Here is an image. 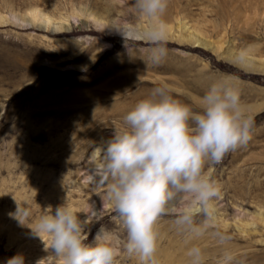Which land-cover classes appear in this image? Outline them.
I'll list each match as a JSON object with an SVG mask.
<instances>
[{
  "label": "rangeland",
  "instance_id": "obj_1",
  "mask_svg": "<svg viewBox=\"0 0 264 264\" xmlns=\"http://www.w3.org/2000/svg\"><path fill=\"white\" fill-rule=\"evenodd\" d=\"M165 19L169 53L156 66L134 0H0V264L17 254L25 264H61L31 228L62 204L85 221L86 242L103 227L122 249L99 145L154 88L199 110L217 81L240 90L252 139L206 164L222 194L204 235L176 228L183 200L161 218L159 264H189L193 245L205 264H221L225 251L232 264H264V0H169ZM17 204L31 210L18 217L23 225ZM216 231L230 241L221 245ZM117 264L138 261L121 250Z\"/></svg>",
  "mask_w": 264,
  "mask_h": 264
},
{
  "label": "clouds",
  "instance_id": "obj_2",
  "mask_svg": "<svg viewBox=\"0 0 264 264\" xmlns=\"http://www.w3.org/2000/svg\"><path fill=\"white\" fill-rule=\"evenodd\" d=\"M134 7L148 21L143 37L151 45V62L158 66L169 53L165 19L169 0H134ZM119 31L125 40L135 38L133 30ZM254 126L240 90L228 82L213 83L201 97L199 110L177 100L166 86H158L124 115L123 128L99 145L105 195L126 234L122 249L103 227L86 242L85 221L64 204L41 215L32 232L49 238L46 250L61 264H117L121 250L138 264H159L161 218L183 200L175 214L176 228L193 239L204 235L215 220V201L222 194L205 166L209 161L220 163L227 153L247 145ZM21 213L27 219L31 210L17 204L15 218ZM213 235L221 245L231 239L219 231ZM187 256L189 264H205L197 245L187 250ZM232 260L225 251L221 264ZM7 264H25V257L17 254Z\"/></svg>",
  "mask_w": 264,
  "mask_h": 264
},
{
  "label": "bare ground",
  "instance_id": "obj_3",
  "mask_svg": "<svg viewBox=\"0 0 264 264\" xmlns=\"http://www.w3.org/2000/svg\"><path fill=\"white\" fill-rule=\"evenodd\" d=\"M197 38H199V37H197ZM193 43H194L195 45H203V46H207V45H208L205 41H203V40H199V39L194 40ZM248 63H249V62H248Z\"/></svg>",
  "mask_w": 264,
  "mask_h": 264
}]
</instances>
